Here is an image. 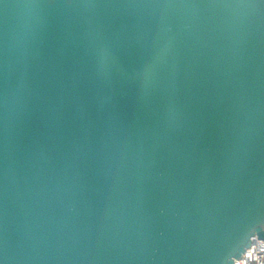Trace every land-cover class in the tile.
<instances>
[{"label":"water","instance_id":"1","mask_svg":"<svg viewBox=\"0 0 264 264\" xmlns=\"http://www.w3.org/2000/svg\"><path fill=\"white\" fill-rule=\"evenodd\" d=\"M264 238V0H0V264H234Z\"/></svg>","mask_w":264,"mask_h":264},{"label":"built area","instance_id":"2","mask_svg":"<svg viewBox=\"0 0 264 264\" xmlns=\"http://www.w3.org/2000/svg\"><path fill=\"white\" fill-rule=\"evenodd\" d=\"M234 264H264V238L253 236L250 248L244 250Z\"/></svg>","mask_w":264,"mask_h":264}]
</instances>
